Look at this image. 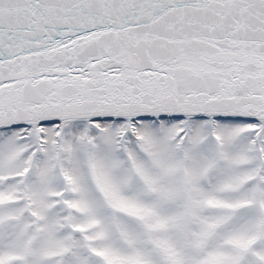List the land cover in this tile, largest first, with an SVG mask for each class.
<instances>
[{
  "label": "snow or ice",
  "instance_id": "obj_1",
  "mask_svg": "<svg viewBox=\"0 0 264 264\" xmlns=\"http://www.w3.org/2000/svg\"><path fill=\"white\" fill-rule=\"evenodd\" d=\"M0 264H264V0H0Z\"/></svg>",
  "mask_w": 264,
  "mask_h": 264
}]
</instances>
